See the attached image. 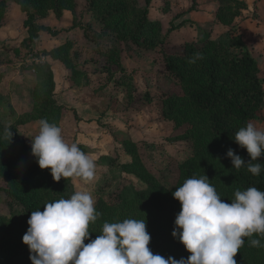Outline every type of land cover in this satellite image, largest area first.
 Segmentation results:
<instances>
[{
  "label": "trees",
  "instance_id": "16d2710c",
  "mask_svg": "<svg viewBox=\"0 0 264 264\" xmlns=\"http://www.w3.org/2000/svg\"><path fill=\"white\" fill-rule=\"evenodd\" d=\"M25 14L23 26L29 45L46 29L36 24V18L45 17L47 10L60 18L65 10L74 14L75 0H12ZM234 3V14L239 15L245 3L241 0H229ZM88 10L101 24L99 36L112 39V46L100 50L106 70L112 66L123 70L120 62V41L137 50H155L162 56L168 76L182 90V96L171 93L163 100L162 115L174 122L180 129L176 138L189 141L192 156L179 166V174L174 184L161 183L142 163L134 141L125 138L121 141L124 151L130 155V161L121 165L122 171L132 173L144 184L143 190L122 187L100 198L95 208L101 215L90 224V239L102 233L105 222L113 223L124 219H144L146 230L150 234L148 247L154 254L167 258L187 259L190 255L180 243L178 236L171 235L175 228L176 215L181 210L180 202L172 193L182 186L186 179L206 175L215 187L221 199L230 203L236 190L256 187L264 191V157L253 161L261 164L258 176L251 174L247 166L236 169L226 153L229 148L245 161L250 159L246 149L235 142V134L256 117L263 106L264 91L259 78L260 69L256 60L247 49L242 36L227 32L228 41L220 37H202L200 43L186 42L181 53L165 50L167 35L176 28L170 26L162 34L157 21L148 17L150 0L144 6L138 0H87ZM7 7L6 0H0V20ZM218 19L222 20L217 12ZM116 44V46H115ZM67 45H60L49 51L54 59L64 60L61 52ZM199 53L201 58H196ZM195 59L194 63H190ZM74 70L73 68H71ZM37 83L33 89V102L36 118H42L55 105L53 98L54 77L50 65L36 66ZM131 90L132 85L127 81ZM181 101V102H179ZM5 127H10L12 137L4 136ZM0 192L8 198L9 212L0 216V264H31L29 249L22 242L27 231L32 211H43L44 204L57 199H68L74 191L70 185L54 181L50 169H41L31 154V146L18 131L16 122L5 124L0 119ZM179 232V229H177ZM251 239L264 237L253 235L244 238L245 243L234 259L237 264H264V248L250 246ZM89 240H85L87 244Z\"/></svg>",
  "mask_w": 264,
  "mask_h": 264
},
{
  "label": "rangeland",
  "instance_id": "374dc122",
  "mask_svg": "<svg viewBox=\"0 0 264 264\" xmlns=\"http://www.w3.org/2000/svg\"><path fill=\"white\" fill-rule=\"evenodd\" d=\"M6 1L0 20V119L5 124L16 122L31 146L40 120L33 112L36 66L48 63L55 82L53 98L59 108H49L42 118L56 123L67 143L75 142L97 158V178L92 183L85 184L77 177L57 182L61 185L66 181L74 193L87 188L96 203L122 187L143 190L145 184L121 168L131 159L121 143L129 138L146 169L161 183L174 184L180 164L192 156V146L176 138L180 129L162 115L165 96L173 93L181 97L182 90L165 71L161 54L137 50L120 41L117 46L123 70L116 66L106 70L100 50L112 46V39L98 35L101 24L88 10L87 0H75V16L65 10L57 18L48 9L45 17L36 18V24L46 29L28 45L24 42L25 14L15 2ZM241 1L245 8L235 15V5L229 0H150L148 17L157 21L162 34L171 25L176 27L166 37L164 48L168 52L181 53L186 42L200 43L206 35L227 42L230 29L239 33L259 66L264 91V0ZM138 3L144 6L145 0ZM60 45H67L61 52L64 60L53 59L49 51ZM128 79L132 90L128 82L117 83ZM251 122L264 130V100ZM0 184H4L1 178ZM7 200L1 191L0 216L8 215Z\"/></svg>",
  "mask_w": 264,
  "mask_h": 264
},
{
  "label": "clouds",
  "instance_id": "9594fccd",
  "mask_svg": "<svg viewBox=\"0 0 264 264\" xmlns=\"http://www.w3.org/2000/svg\"><path fill=\"white\" fill-rule=\"evenodd\" d=\"M196 58L201 55L197 53ZM38 125L31 154L41 169H50L54 181L77 177L89 184L96 180L97 158L93 154L85 153L75 142L67 143L56 123L41 118ZM4 136L10 141V127H5ZM234 140L250 159L245 161L229 148L226 155L232 166L237 170L247 166L258 176L261 164L253 161L264 157V130L249 121ZM172 195L181 210L171 235L178 236L190 253L187 259L154 254L148 247L151 237L145 218L105 222L102 233L90 239L89 226L101 213L87 188L75 191L68 199L44 204L43 211H32L22 242L28 246L31 264H237L234 257L244 246V238L254 234L264 237V191L256 187L236 190L234 200L228 203L208 177L201 175L186 179ZM85 240L89 242L85 244ZM250 246L264 248L260 239H251Z\"/></svg>",
  "mask_w": 264,
  "mask_h": 264
}]
</instances>
